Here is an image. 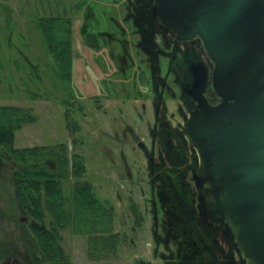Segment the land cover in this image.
<instances>
[{"label": "rangeland", "instance_id": "rangeland-1", "mask_svg": "<svg viewBox=\"0 0 264 264\" xmlns=\"http://www.w3.org/2000/svg\"><path fill=\"white\" fill-rule=\"evenodd\" d=\"M131 2L0 0V105L28 107L35 116L16 131L14 146L65 144L70 156L77 153L84 159L86 172L81 180L91 183L96 196L114 208L112 232L118 233L117 244L115 251L104 256L89 255V230L76 232L67 226L61 231V244L72 264H166L174 248L172 239L177 236L171 225L191 227L196 222L195 209L181 199L177 187L175 199H163L156 193L158 189L152 191L148 184L147 160L150 165L153 161L150 156L146 159L144 146L151 157L163 147L162 140L150 135L155 126L154 108L161 106L170 126L180 131L188 111L179 101L167 59L161 58V62L158 53L155 61L143 49L140 29L133 19L135 5L139 7L141 2ZM51 16L73 21L70 78L64 74L68 69L59 68L52 58L37 27L40 17ZM84 24L86 32L98 36L93 45L86 42ZM159 38L158 34L156 49L160 52ZM13 171L11 161L0 160V264L16 258L20 264H35L33 219L18 203ZM161 174L153 179L161 180L165 172ZM74 187V177L64 181L66 198L73 196ZM133 203L143 211L142 220L132 214ZM166 212L170 213L168 224L162 217ZM49 220L47 214V226ZM165 232L171 236L169 245L157 243L155 238V233ZM217 235L213 234L214 246L221 245Z\"/></svg>", "mask_w": 264, "mask_h": 264}, {"label": "water", "instance_id": "water-1", "mask_svg": "<svg viewBox=\"0 0 264 264\" xmlns=\"http://www.w3.org/2000/svg\"><path fill=\"white\" fill-rule=\"evenodd\" d=\"M158 29L203 39L214 63L194 66L197 107L181 131L198 155L199 217L222 227L240 264H264V0H152Z\"/></svg>", "mask_w": 264, "mask_h": 264}, {"label": "trees", "instance_id": "trees-1", "mask_svg": "<svg viewBox=\"0 0 264 264\" xmlns=\"http://www.w3.org/2000/svg\"><path fill=\"white\" fill-rule=\"evenodd\" d=\"M138 1L132 0L131 3ZM140 2L141 6L135 5L136 17L133 19L140 29L143 49H146L157 61V55L160 54L156 49L159 45L156 40L159 30L149 15L146 7L147 0H140ZM145 19H147L146 22H144ZM72 24L71 18L57 16L40 17L37 20V27L42 33L52 58L58 63L59 68L68 69L64 74L69 78L73 63ZM85 27L87 28L84 24L82 32L86 42L93 45L98 36L88 30L86 32ZM154 48L157 51H154ZM33 120L35 116L31 108L0 105V160L6 159L14 164L13 174L18 203L33 219L31 230L35 247H33L32 256L35 264H72L61 244V231L67 226H72L76 232L89 230L87 234L91 257L104 256L111 252L110 250L115 251L117 244L115 238L118 233L112 232L114 208L96 196L91 183L81 180L86 172L84 159L77 153L70 156L65 144L25 148L14 146L16 131L24 123ZM71 177L75 178V187L73 196L68 199L64 195L63 183ZM47 214L50 215L49 226L46 221ZM138 219L142 220L140 216ZM197 219L199 217L195 212V223L198 222ZM155 228L157 229L156 226ZM99 229H105L107 232L101 233ZM165 234L155 233L157 243L169 245L171 236L165 240L163 237ZM100 237L102 241H99ZM162 238L166 242H163ZM214 238L213 236V243ZM179 241H181L180 238L173 237L171 245L174 244V248L170 251L172 254L166 264H187L189 262L198 264L197 261H193L198 259L193 258L194 251L188 253L189 245ZM228 241L233 244L232 240ZM214 247H218L217 250L223 249L222 245L218 244ZM36 248L41 253H38ZM212 255L215 256L213 259L221 264H239V261L230 258L228 252L225 257L221 255L218 257L216 250L212 252Z\"/></svg>", "mask_w": 264, "mask_h": 264}, {"label": "flooded vegetation", "instance_id": "flooded-vegetation-1", "mask_svg": "<svg viewBox=\"0 0 264 264\" xmlns=\"http://www.w3.org/2000/svg\"><path fill=\"white\" fill-rule=\"evenodd\" d=\"M153 6L154 3L152 2V0H147L146 7L148 8V11H150V17ZM151 19L154 21L152 17ZM158 30L160 36L159 40L162 43L160 59H167V70L170 74L172 72L174 75V80L177 83L179 91V101L182 106L186 107L188 113L197 107V102L191 96L190 91L194 81L192 67L194 69V66L199 63L204 64L209 70V82L205 94L211 103H218L220 101V98L215 94L212 88V73L214 69V63L207 53L203 39L200 36H195L192 39L179 40L174 38L172 32H167L162 29ZM166 53L169 54L167 58L164 57ZM178 112L181 115L182 109L180 106L178 108ZM165 114L164 110L163 112L161 111V106L157 107L156 110L154 108L155 126L152 132L150 130V135L152 136V138H154V140L156 138L160 141L162 140L160 144H163V147H161L159 154H156L155 157H151L148 147L146 146V144L144 146V149H146L144 150L146 159H148V157L150 156L153 161V164L150 165L151 161L149 159L147 160L148 164L146 169L149 177L148 184L150 185V189H152V191L156 192V190L158 189L156 193L160 194L163 199H167L168 197L175 199V197L173 196L174 193L177 192L175 188L177 187L181 199L183 198L190 202V206L195 209L196 215L197 217H199L197 208L198 191L194 181V174L198 172L199 167L197 154L196 151L188 145L182 131L170 126V122H168L165 118ZM151 150H155L154 147H151ZM161 155H164V159L161 158ZM163 172H165V175L161 178V180L157 181L153 179L158 175L162 176L161 173ZM182 181H184L185 184H183ZM134 208L136 209L134 210ZM131 210L134 217L138 219V217L140 216V219H142V215L144 213L141 209H138V205L133 203ZM156 214V212H151V215L156 216ZM162 215V213H159V216ZM169 216V212H166L165 215L162 216L166 218L165 224H168ZM202 223L206 225L205 228L203 227L204 225H198L199 223H195V225L191 227H187L185 224H180V226L173 224L171 225V228L177 232V235H179L175 236V238L178 237L180 238L182 243L189 245L190 249H192V252L193 250L195 252L197 251L196 253H194V255L196 256L193 258H198V264H221V262L219 263L218 260L213 259L215 258V256L212 255V252L215 250L218 254V257H220L219 255L225 257L228 252L230 258L234 259L230 254L231 250L233 249V244L228 241L231 239L226 237L223 228L210 226L204 221H202ZM165 228L167 229L166 226ZM214 230H216V232ZM219 232L221 233L222 237L220 236ZM214 233L218 234L217 238L222 239L220 244H224L225 247L223 248L222 246V250H217L214 247V243L212 241V236ZM168 236L169 235H167L166 232L163 237H165L166 240ZM11 262H15L14 264H20L19 261H17V258L16 260L7 259L4 264H11Z\"/></svg>", "mask_w": 264, "mask_h": 264}]
</instances>
